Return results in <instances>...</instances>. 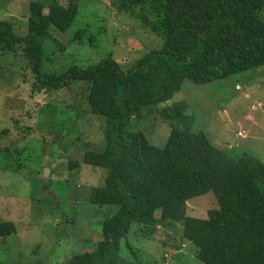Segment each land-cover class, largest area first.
I'll return each mask as SVG.
<instances>
[{
    "label": "rangeland",
    "instance_id": "rangeland-1",
    "mask_svg": "<svg viewBox=\"0 0 264 264\" xmlns=\"http://www.w3.org/2000/svg\"><path fill=\"white\" fill-rule=\"evenodd\" d=\"M33 2L42 4L43 13L51 4L75 11L64 31L49 25L46 35L31 34L45 73L58 75L104 57L133 64L163 44L165 0H0V21L9 22L18 36L30 34ZM232 4L243 18L264 28V9L244 0ZM23 46L19 42L13 51H0V264H67L73 254L97 249L104 220L118 209L88 201L90 189L104 184L106 170L86 161L87 152H101L105 146L112 73L106 69L60 89L34 92L38 83ZM253 72L203 84L184 80L170 98L131 118L130 139L144 136L150 145L162 147L172 127L161 112L176 105L184 122L216 148L234 149L235 155L249 152L264 162V134L249 122L264 119L257 104L264 92L241 96L236 88L251 89ZM233 184L227 188L246 193L245 183ZM225 199L237 205L234 196ZM219 208L209 189L185 201L182 217L166 219L157 210L152 222H132L119 239L114 264H204L198 248L183 236V219L207 218L209 210Z\"/></svg>",
    "mask_w": 264,
    "mask_h": 264
},
{
    "label": "trees",
    "instance_id": "trees-1",
    "mask_svg": "<svg viewBox=\"0 0 264 264\" xmlns=\"http://www.w3.org/2000/svg\"><path fill=\"white\" fill-rule=\"evenodd\" d=\"M244 1L258 11L264 9V0ZM42 9L40 2L31 3L30 34L25 36L16 35L9 22L0 21V51H13L23 42V53L38 83L34 92L60 89L106 69L112 73L105 146L101 152H87L86 161L106 170L104 184L90 189L88 201L118 209L104 220L97 249L73 254L67 264H114L119 239L132 222H152L157 210L166 219L182 217L185 201L209 189L214 190L220 208L209 210L207 218L186 216L182 225L184 238L198 248V259L204 264H264L262 160L249 152L235 155L234 149L216 148L202 131L184 122L176 105L161 112L172 127L162 147L150 145L144 136L130 139L127 131L137 112L170 98L186 79L203 84L264 64V28L238 14L232 0H165L164 40L159 49L145 52L133 64L104 57L52 75L42 71L31 34L44 36L49 25L64 31L75 11L59 4H51L46 13ZM239 182L248 186L245 194L227 188ZM226 196H234L237 205L227 204Z\"/></svg>",
    "mask_w": 264,
    "mask_h": 264
},
{
    "label": "crops",
    "instance_id": "crops-1",
    "mask_svg": "<svg viewBox=\"0 0 264 264\" xmlns=\"http://www.w3.org/2000/svg\"><path fill=\"white\" fill-rule=\"evenodd\" d=\"M251 70L254 71L253 72L254 74H253L252 78L250 79L251 84L249 86L251 89L244 90L242 85H240V84L236 85V88L240 91L241 96H248L249 92L251 90H253V91L262 90V92H264V89H262V87H261V86H264V64H262L256 68H253ZM259 83H261V84L259 85ZM257 104H258V106L263 107L262 111L264 113V94L262 96H260V98L257 99ZM253 108H255V106L252 105L251 109H253ZM247 119H249V118H247ZM249 122H250L251 128H258L264 134V119L262 121H256V120L251 119V121H249ZM243 139H246V138H243ZM260 139H262L264 142V135ZM253 140H254V138H253ZM225 142H227V141H225Z\"/></svg>",
    "mask_w": 264,
    "mask_h": 264
},
{
    "label": "built area",
    "instance_id": "built-area-1",
    "mask_svg": "<svg viewBox=\"0 0 264 264\" xmlns=\"http://www.w3.org/2000/svg\"><path fill=\"white\" fill-rule=\"evenodd\" d=\"M238 135H239V136H243L241 132H238Z\"/></svg>",
    "mask_w": 264,
    "mask_h": 264
}]
</instances>
